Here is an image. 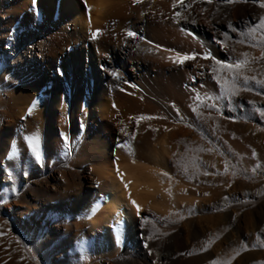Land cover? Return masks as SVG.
<instances>
[{
  "label": "rangeland",
  "instance_id": "obj_1",
  "mask_svg": "<svg viewBox=\"0 0 264 264\" xmlns=\"http://www.w3.org/2000/svg\"><path fill=\"white\" fill-rule=\"evenodd\" d=\"M157 1L143 5L135 0L145 10L138 29L129 22L126 31L120 30L112 22L110 48L120 45L150 61L155 57L144 46L153 42L150 27L176 30L187 46L176 52L162 50L192 55L194 59L174 64L205 73L203 81L213 83L218 95L212 101L188 103L186 86L181 85L185 111L168 110L167 125L146 135L145 154L169 162L163 161L160 181L144 186L147 190L136 197L142 206L112 252L96 258L84 252L81 257L73 244H66L74 236V223L49 224L45 213H33L35 230L28 237L17 210H9L16 204L37 210V203L50 201L53 189L61 193L86 184L87 171L66 164L46 168L42 178H24L11 198L0 192V264L15 257L20 264H264V29L259 27L264 0ZM137 20L134 16L132 23ZM64 27L68 33L90 34L75 32L69 19L52 16L42 0H0V59L5 63L0 107H5L8 93L35 85L20 71L22 60L43 65L46 85L70 78L74 64L81 70L87 64L85 57L79 59L66 48ZM33 42L40 47H31ZM43 55L53 61L52 69ZM136 130L134 126L133 138ZM164 140L168 153L163 152ZM4 185L0 169V189ZM159 254L164 259L157 261Z\"/></svg>",
  "mask_w": 264,
  "mask_h": 264
},
{
  "label": "bare ground",
  "instance_id": "obj_2",
  "mask_svg": "<svg viewBox=\"0 0 264 264\" xmlns=\"http://www.w3.org/2000/svg\"><path fill=\"white\" fill-rule=\"evenodd\" d=\"M142 1L144 5L146 0ZM42 2L52 16L69 19L75 32H90L73 34L64 27L65 36H62L66 48L73 50L79 59L85 57L87 64L82 65V70L79 64H74L70 78L46 85V72L42 73L40 62L21 61L20 71L33 78L35 85L22 92L8 93L5 107H0V169L5 183L0 192L11 198L21 189L24 178H42L48 167L68 164L76 171H87L86 184L61 193L53 189L50 201L45 205L37 203V210L22 204L9 206V210H17L28 237L35 230L33 213H45L49 224L74 223L75 233L66 242L67 246L73 244L81 257L85 252L88 258H96L112 252L135 220L137 206H142L136 197L147 190L144 186L160 181L163 161L169 162L157 154H145L146 135L167 125L168 110L175 108L183 112V103L212 101L216 94L213 83L203 81L205 73L182 70L170 59L177 57L175 53L162 50L176 52L187 46L176 30L158 24L150 27L153 44L143 43L155 57L150 61L134 57L133 52L120 45L110 48L108 28L112 22L124 31L129 22L137 29L143 22L144 6L135 4V0ZM134 16L138 20L132 23ZM29 45L40 47L37 42ZM43 59L52 69L53 61L45 55ZM4 68L5 63L0 59V77ZM181 85L186 86L187 101L183 99ZM140 117L151 119L140 120ZM134 126H137L136 138L130 136ZM31 137L38 138L40 160L28 144ZM162 143L163 152L168 153L165 140ZM163 259L162 254L155 257L157 261ZM1 264L20 263L15 257Z\"/></svg>",
  "mask_w": 264,
  "mask_h": 264
},
{
  "label": "snow or ice",
  "instance_id": "obj_3",
  "mask_svg": "<svg viewBox=\"0 0 264 264\" xmlns=\"http://www.w3.org/2000/svg\"><path fill=\"white\" fill-rule=\"evenodd\" d=\"M136 2H139V0H136ZM209 2H210V0H209ZM229 2L230 3L231 2H234V0H229ZM180 3L183 4V0H180ZM173 7H176V4L175 3L173 4ZM261 7H264V4H262ZM177 15H179V13H177ZM259 27L261 29H264V17L261 18ZM252 31L255 32L256 31V28H253ZM98 34H99L98 32L97 33H94L93 34V38H95L96 35H98ZM128 35L130 37H133V38L136 36V34L134 32H129ZM204 58L208 59V58H211V57L205 56ZM170 59H173V62H175V63L183 64L186 60L194 59V57L193 56H179L178 55L177 57L170 58ZM227 67L229 69H231L233 67V65H228ZM235 67L237 69H239V68L242 67V64H236ZM34 106L35 105H33V107ZM29 112H31V109H29ZM138 119H140V120H143V119H151V117H140ZM28 144H29L32 152L34 153L35 158L37 160H40L41 159V153H40V150H39V141H38V138L37 137H31V138H29L28 139ZM133 203H135V202H133ZM137 211H139V207L138 206H137ZM213 264H219V262L214 261ZM228 264H230V262H228Z\"/></svg>",
  "mask_w": 264,
  "mask_h": 264
}]
</instances>
